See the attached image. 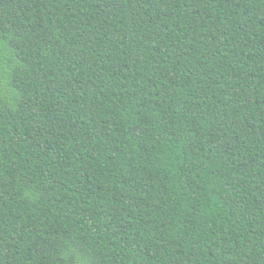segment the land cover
<instances>
[{"label": "trees", "instance_id": "trees-1", "mask_svg": "<svg viewBox=\"0 0 264 264\" xmlns=\"http://www.w3.org/2000/svg\"><path fill=\"white\" fill-rule=\"evenodd\" d=\"M0 264H264V0H0Z\"/></svg>", "mask_w": 264, "mask_h": 264}]
</instances>
